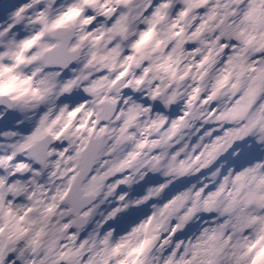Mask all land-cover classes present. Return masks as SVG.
I'll return each instance as SVG.
<instances>
[{"label": "snow or ice", "instance_id": "obj_1", "mask_svg": "<svg viewBox=\"0 0 264 264\" xmlns=\"http://www.w3.org/2000/svg\"><path fill=\"white\" fill-rule=\"evenodd\" d=\"M0 264H264V0H0Z\"/></svg>", "mask_w": 264, "mask_h": 264}]
</instances>
